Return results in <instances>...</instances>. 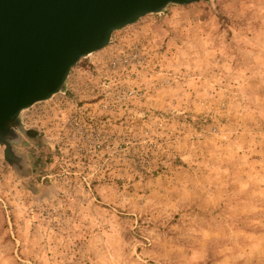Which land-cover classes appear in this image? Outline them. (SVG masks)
I'll return each instance as SVG.
<instances>
[{
	"label": "rangeland",
	"instance_id": "1",
	"mask_svg": "<svg viewBox=\"0 0 264 264\" xmlns=\"http://www.w3.org/2000/svg\"><path fill=\"white\" fill-rule=\"evenodd\" d=\"M22 122L0 264H264V0L144 16Z\"/></svg>",
	"mask_w": 264,
	"mask_h": 264
},
{
	"label": "water",
	"instance_id": "2",
	"mask_svg": "<svg viewBox=\"0 0 264 264\" xmlns=\"http://www.w3.org/2000/svg\"><path fill=\"white\" fill-rule=\"evenodd\" d=\"M214 0H0V145L13 159L22 113L67 91L73 68L114 33L170 5Z\"/></svg>",
	"mask_w": 264,
	"mask_h": 264
},
{
	"label": "flooded vegetation",
	"instance_id": "3",
	"mask_svg": "<svg viewBox=\"0 0 264 264\" xmlns=\"http://www.w3.org/2000/svg\"><path fill=\"white\" fill-rule=\"evenodd\" d=\"M28 134L31 136H36L37 132L34 130H28ZM9 159V158H8ZM19 160V159H23L22 156H20L19 154H17L16 150H14V155H13V159H9L10 161H15V160Z\"/></svg>",
	"mask_w": 264,
	"mask_h": 264
}]
</instances>
